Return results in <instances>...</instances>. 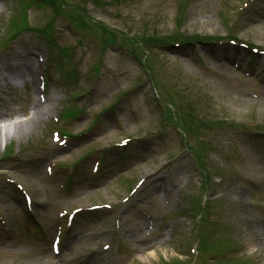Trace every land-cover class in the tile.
<instances>
[{"label": "rangeland", "instance_id": "374dc122", "mask_svg": "<svg viewBox=\"0 0 264 264\" xmlns=\"http://www.w3.org/2000/svg\"><path fill=\"white\" fill-rule=\"evenodd\" d=\"M50 1L0 0V264H264V0Z\"/></svg>", "mask_w": 264, "mask_h": 264}, {"label": "bare ground", "instance_id": "6f19581e", "mask_svg": "<svg viewBox=\"0 0 264 264\" xmlns=\"http://www.w3.org/2000/svg\"><path fill=\"white\" fill-rule=\"evenodd\" d=\"M14 67V65H8L7 66V69H12ZM23 67L27 68L26 65H23ZM41 105H38V109L34 112L33 114V119H39L40 116L44 115L45 113L43 112V109L40 108ZM25 121L24 120H20V119H17V121L15 122L16 124H21V123H24ZM14 124H11V123H7V122H0V148H4L7 144V136L8 135H12V134H15V132L12 133V130H13V126ZM11 133V134H10ZM17 135V134H15ZM19 136V135H18ZM28 184V186L30 187H36V184L33 183V181H30V182H26Z\"/></svg>", "mask_w": 264, "mask_h": 264}, {"label": "trees", "instance_id": "16d2710c", "mask_svg": "<svg viewBox=\"0 0 264 264\" xmlns=\"http://www.w3.org/2000/svg\"><path fill=\"white\" fill-rule=\"evenodd\" d=\"M50 2H51L52 5H54V6H55V4L57 3L56 0H51ZM27 21H28V20L26 19V17H25V19H22V20L19 22V25L16 27V29H17L18 31L29 30L30 27H28ZM14 25H15V23H14ZM15 26H16V25H15ZM181 46H182V45H181Z\"/></svg>", "mask_w": 264, "mask_h": 264}]
</instances>
